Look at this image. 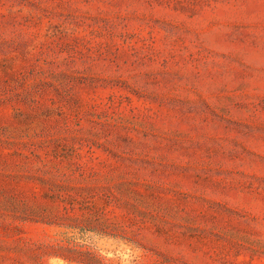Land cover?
<instances>
[{
  "label": "rangeland",
  "instance_id": "rangeland-1",
  "mask_svg": "<svg viewBox=\"0 0 264 264\" xmlns=\"http://www.w3.org/2000/svg\"><path fill=\"white\" fill-rule=\"evenodd\" d=\"M0 264H264V0H0Z\"/></svg>",
  "mask_w": 264,
  "mask_h": 264
},
{
  "label": "trees",
  "instance_id": "trees-1",
  "mask_svg": "<svg viewBox=\"0 0 264 264\" xmlns=\"http://www.w3.org/2000/svg\"><path fill=\"white\" fill-rule=\"evenodd\" d=\"M69 262H72L70 259H68Z\"/></svg>",
  "mask_w": 264,
  "mask_h": 264
}]
</instances>
